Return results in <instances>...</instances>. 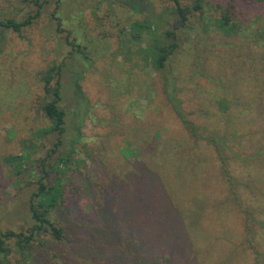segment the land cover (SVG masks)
<instances>
[{
	"label": "rangeland",
	"instance_id": "rangeland-1",
	"mask_svg": "<svg viewBox=\"0 0 264 264\" xmlns=\"http://www.w3.org/2000/svg\"><path fill=\"white\" fill-rule=\"evenodd\" d=\"M235 4L249 39L218 30L228 0H205L186 23L173 0H64L59 7L50 0L22 32L0 31V231L29 234L33 225L29 199L40 176L18 174L9 159L25 148H39L35 158L51 150L37 132L51 125L41 109L45 75L60 63L51 84L60 79L68 112L63 154L76 141L66 201L52 214L66 240L43 234L28 251L12 240L0 264H118L127 255L144 264L148 253L159 264H255L253 246L242 243L240 203L255 205L264 193V153H257L264 151V0ZM0 9L17 19L37 11L23 0H0ZM167 30L177 47L160 71L144 57L154 43H168ZM171 87L196 131L222 139L223 156L184 126L168 100ZM228 173L249 184L233 183L241 199ZM205 209L202 226L192 213ZM210 219H219L216 231L206 226Z\"/></svg>",
	"mask_w": 264,
	"mask_h": 264
},
{
	"label": "trees",
	"instance_id": "trees-1",
	"mask_svg": "<svg viewBox=\"0 0 264 264\" xmlns=\"http://www.w3.org/2000/svg\"><path fill=\"white\" fill-rule=\"evenodd\" d=\"M23 1L26 2V4L28 3L29 5L34 6V8H37V11L19 19H17L18 16L4 17L3 15H0V31L13 30L19 33L22 32L24 28L34 23L35 19L41 15V13H43L42 10L45 8V5H48L50 2V0ZM51 1H53L55 4H57V7H59L64 0ZM173 1L177 14H179L185 23L189 20L190 15L193 14L194 11L202 10L205 3V0H188L191 1L192 5L183 6L181 0ZM228 1L229 8L227 12L216 18L218 30L226 33L227 35L235 34L238 37H241V39H249L251 35H246L248 27L245 26L240 17L236 14L237 6L235 4V0ZM58 14L59 11L56 8L55 11L52 12V15L53 18L59 23L58 28L62 31L60 23L61 17ZM138 28L140 27L138 26ZM166 35L170 42L168 41V43L164 45H160L159 42L154 43L152 47L147 49L148 57H144L150 63L154 64L157 69H160V71H163L166 65L169 64L172 55L174 54L175 48L177 47L176 42L172 41V39L175 37L174 31L167 30ZM63 66L64 63L54 65L49 70H47L45 75L46 84L44 86V90L46 97L41 109L45 113V116L51 121V125L41 128L37 132V135L42 137V140L47 138L52 141V151L50 150L48 155L45 157L39 156L35 158V155L40 151V149L38 148L37 150L30 151V149L25 148L22 154L15 155L9 159L13 165H16L18 174H24V171L27 172L29 169H35L36 174H38L40 178L37 181V187L35 191L32 193L29 199V211L33 221V225L29 229V234H26L23 231L16 232L14 230L0 231V254H3V257H7L12 253L13 249L9 243L12 240H14L23 251H28L29 249L31 250V248H33L35 239L39 238L43 234L51 236L52 239H56L55 241H65L68 236L65 225H57L52 217L53 211L59 209V207L64 205L66 201V186H64L66 183V178L64 173L68 163L70 162V154L73 151L74 145L76 143V141L70 143L68 148L69 151H67L66 154H63L61 148L65 143L64 137L67 130L66 121L68 112L65 107L61 106V101L63 100V85L61 84L60 79L56 80L54 85L51 84L53 78L51 72L53 73L55 71V73L60 75ZM171 88L172 89L165 88L168 100L180 119H182L184 126L189 129L193 135H196L197 138L201 136L206 138L207 141L211 143L223 156V145L219 144L220 142L222 144V139L219 141L217 138H209L204 136L203 133L199 134V132L196 131V128H194V124L196 125V122L187 116L188 113L184 108L182 99L177 95L176 89L173 87ZM76 89L79 94L83 95L81 84L78 82V80H76ZM244 107L245 106L243 104V109ZM239 112L237 114H240ZM237 133L238 129L236 127H232L230 134ZM57 153L58 156L56 159H54V155ZM257 153L261 154L264 153V151L258 149ZM250 156L251 155H247L243 159H248ZM229 175V180L233 186L231 187L230 191L232 195H235V197L241 199L240 195L235 190L238 189L237 186L234 187L235 182L236 184L241 186L243 185L245 187H248L249 184H242V179L238 180L231 174ZM241 200L242 203H240V213L245 216L246 220V237L243 238L242 243L248 239V243L253 246V251L255 253V264H264V193L255 197V205H252L250 202H247L244 199ZM200 203L201 202H196V204L193 205L194 208H196ZM204 206L207 207L206 205ZM201 208L204 209V207ZM207 211L208 210L206 209L202 212L195 210L192 213L195 215L194 218L196 219V222L202 226L203 224L205 225ZM218 215L220 217L223 216L222 212H218ZM176 221H179L180 223L178 216ZM218 222L219 219H210L208 223H206V226H212V229L216 231V225ZM224 222H226V220ZM181 226L184 228L182 222ZM194 230L196 229H190L189 231L192 233ZM210 235L212 236V234ZM218 241L220 244H222V239H219ZM235 242L236 243L233 246V249H237L241 244L239 243V240H236ZM216 250L221 252V249L218 248V245H216ZM149 254L152 253H148L146 257H143L142 263L159 264L155 260L156 255L153 253L154 256L149 257ZM237 255H239V253H237ZM137 256L140 255H127L126 258L118 264H131L135 259L137 260ZM7 264L28 263L23 261L12 263L8 261Z\"/></svg>",
	"mask_w": 264,
	"mask_h": 264
}]
</instances>
